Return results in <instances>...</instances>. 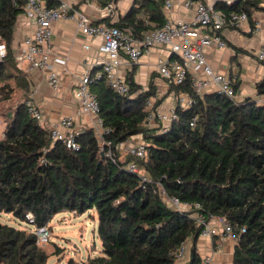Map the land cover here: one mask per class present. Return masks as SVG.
Segmentation results:
<instances>
[{
    "label": "trees",
    "instance_id": "obj_1",
    "mask_svg": "<svg viewBox=\"0 0 264 264\" xmlns=\"http://www.w3.org/2000/svg\"><path fill=\"white\" fill-rule=\"evenodd\" d=\"M163 2L137 0L139 6L133 5L114 24L141 36L164 24ZM215 6L246 9L251 22L254 11L264 10L258 2ZM23 11L25 0H0V41L8 48L0 69L7 64L17 67L13 27ZM128 81L135 96L118 94L104 77L93 81L99 117L107 131L101 143L93 128L83 129L78 150L54 140L29 116L25 102L12 111L0 137V212L44 226L61 211L83 214L95 209L99 254L81 262L70 259L67 264H206L196 248L201 227L192 212L168 203L163 188L170 196L199 203L207 220L222 217L233 226L237 236L233 264H264V104L252 96L199 95L189 75L169 90L186 93L193 102L185 108L177 105V118L164 128L159 122L150 125L144 110L145 100L157 96L154 85L142 91L132 77ZM235 87L238 91L239 85ZM256 89L264 93V78ZM165 98H157L156 105ZM136 135L147 142L146 157L129 154L120 159L116 147ZM132 160L152 181L128 168ZM188 239L190 260L179 263L177 251ZM47 260L35 230L0 221V264H46Z\"/></svg>",
    "mask_w": 264,
    "mask_h": 264
},
{
    "label": "built area",
    "instance_id": "obj_2",
    "mask_svg": "<svg viewBox=\"0 0 264 264\" xmlns=\"http://www.w3.org/2000/svg\"><path fill=\"white\" fill-rule=\"evenodd\" d=\"M15 3L18 0H14ZM55 5H48L46 0H25V12L30 21L34 24L31 34L27 35L16 53L14 58L18 64L28 63L34 68L47 72L49 86L57 90L60 88V73L56 69V63L65 64L66 59L52 55V34L53 23L59 19H73L77 22L81 32L88 36H99L102 43L99 52L106 56L103 70L101 73L92 75L86 72L79 80L74 97L78 106L76 113L67 115L55 122L48 130L54 140H60L67 148L78 150L80 143L79 135L83 129L76 122V116L91 115L96 117L97 135H103L107 131L103 127V122L99 117L100 104L97 95L91 88V84L96 79L104 77L109 86L118 94L134 96L131 94V85L125 76L121 75L119 67L126 61L129 66L138 63L143 53L156 45H164L170 48L176 55L174 59H160L158 62L159 74L171 85L183 83L190 75L194 91L203 95L205 91L217 92L227 97L237 99L236 73L227 75L216 72L207 60V48H225L228 46L224 36L225 29H240L249 23L250 17L246 9L236 10L218 8L216 4H210L204 0H185L186 7H194L195 14L191 21L174 20L165 17V22L160 27L149 28L141 36H136L129 28H121L115 24L95 23L82 10L75 7L73 0H55ZM176 0H164V8L167 13ZM227 8L236 7L245 2H258L264 6V0H219ZM111 14L113 4L107 7ZM260 23L256 22L254 30L258 31ZM8 48L4 42L0 41V63L6 59ZM256 60L264 62V37L262 44L256 52ZM175 106L168 111L156 105L157 97H148L144 102V110L147 114L149 123H162L166 128L177 118L176 106L188 107L193 99L186 93L176 94ZM25 102L27 112L30 117L43 121V113L35 102L28 99ZM259 103L264 104V97L258 99ZM194 119L191 125H194ZM128 154L135 157L144 158L147 155V142L141 140L132 144L127 149ZM107 155H111L108 151ZM128 168L139 174L143 180L152 181L150 176L134 160L128 163ZM162 194L168 203L180 211H189L196 225L201 227L200 236L213 237L217 232L216 228L207 220L201 212L202 207L199 203L182 201L177 196H170L162 188ZM27 219L33 222V215L26 214ZM214 218V217H213ZM227 234H234L233 226L222 217H218ZM242 230H245L242 228ZM37 234V244L48 242L50 238L49 228L35 226ZM190 239L182 243L177 251L178 260H182L190 252ZM212 256H206L203 263L209 264Z\"/></svg>",
    "mask_w": 264,
    "mask_h": 264
},
{
    "label": "crops",
    "instance_id": "obj_3",
    "mask_svg": "<svg viewBox=\"0 0 264 264\" xmlns=\"http://www.w3.org/2000/svg\"><path fill=\"white\" fill-rule=\"evenodd\" d=\"M136 1L73 0V3L75 7L84 11L93 22L114 24L126 15L133 5L139 6ZM204 1L210 4L219 2V0ZM184 2L185 0H176L167 13L163 7L165 17L191 21L195 9L194 7H186ZM110 4H113L111 14L107 10ZM252 18V22L249 21L240 29H225L224 36L228 46L222 49L207 48V60L216 72L227 75L236 73L238 75L236 81V84L239 82L238 99L252 96L258 100L264 97V93L259 94L256 89V83L264 78V64L256 60V52L264 37V10L254 11ZM256 22L260 23L258 31L254 30ZM33 29L34 24L27 17L26 12L20 13L13 27V55ZM52 29V55L66 59L65 64L56 63L55 65L60 73L61 85L59 89L54 90L49 86L46 71L34 68L28 63L18 64L15 61L17 67H11L7 64L3 69H0V83H2V87H5L0 97L2 101L23 103L28 99L33 100L43 113L41 124L47 129L62 117L76 113L78 103L74 93L80 78L86 72H90L92 75L101 72L106 60V56L99 52V46L102 43L101 37L83 34L75 20L59 19L53 23ZM174 58L176 55L171 52L169 47L156 45L145 51L140 61L134 66H129L124 61L119 67V71L126 79L132 77L136 83L142 86V91L147 90L152 83L157 98L164 95L167 97L173 92L156 83L157 77L160 76L157 65L160 59ZM163 102L160 104L161 109H163ZM173 106L175 103L168 107ZM76 122L82 129L93 128L95 131L97 130L95 116H76ZM210 223L217 232L211 238L199 236L196 242L197 252L201 260L203 261L206 256H212L209 264H233L237 244L236 237L224 231L218 217L212 218ZM191 244L192 241H190V247ZM190 257V252H188L182 260H179V263L188 262Z\"/></svg>",
    "mask_w": 264,
    "mask_h": 264
},
{
    "label": "rangeland",
    "instance_id": "obj_4",
    "mask_svg": "<svg viewBox=\"0 0 264 264\" xmlns=\"http://www.w3.org/2000/svg\"><path fill=\"white\" fill-rule=\"evenodd\" d=\"M102 72V71H101ZM99 72V73H101ZM98 74V73H97ZM156 83L159 86L169 89V83L161 75L157 77ZM2 83H0V97L3 93ZM239 85V82H238ZM176 94L171 93L162 104L165 111L169 110V105L176 102ZM19 102L2 101L0 98V137L6 126V121L10 118L12 111L19 105ZM169 104V105H168ZM155 125V123H150ZM103 142L101 135H98ZM144 140L142 135L133 136L127 141L119 144L116 151L119 158L124 160L129 156L127 149L130 145ZM95 215V217L93 216ZM0 221L19 228H29L35 230V226L27 220L22 221L12 213L0 212ZM50 230L48 242L38 244L48 255L46 264H67L70 259L77 262L87 260L90 256L99 254L102 245L97 234V217L95 209H91L83 214L71 211H61L46 225Z\"/></svg>",
    "mask_w": 264,
    "mask_h": 264
}]
</instances>
